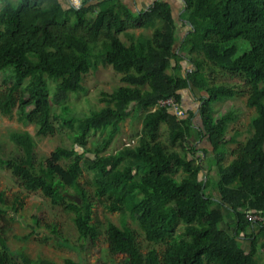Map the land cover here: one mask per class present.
Returning a JSON list of instances; mask_svg holds the SVG:
<instances>
[{
    "label": "trees",
    "instance_id": "obj_1",
    "mask_svg": "<svg viewBox=\"0 0 264 264\" xmlns=\"http://www.w3.org/2000/svg\"><path fill=\"white\" fill-rule=\"evenodd\" d=\"M184 2L179 18L191 26L180 36L165 0L139 10L126 0H81L80 7L69 0H0V72L11 76L0 89L1 113L16 109L19 121L34 125L39 136L55 134L57 121L73 130V145L56 146L45 161L36 158L35 135L12 131L18 150L0 157V166L22 189L40 190L72 213L80 242L94 247L104 234L109 255L124 256L119 264H259L264 247V0ZM239 49L244 52L237 56ZM185 59L190 70L182 65ZM98 65L110 66L124 84L101 91L100 108L70 117L71 95L86 92L84 76ZM219 75L238 76L244 85L217 82ZM194 89L204 93L197 110L188 108L182 95ZM244 95L255 115L248 137L239 141L242 133L229 131L236 110L219 113L212 104ZM135 118L142 120L139 136L107 153L121 124ZM163 128L167 141L160 137ZM98 131L106 134L88 148L87 136ZM203 139L211 149L202 146ZM230 143L238 146L230 149ZM228 155L233 159L226 164ZM84 171L88 177L82 180ZM23 202L19 191L10 200L0 190V221ZM97 202L108 211L131 214L152 247L144 251L128 222L95 217ZM228 214L234 219L232 231L223 227ZM34 221L40 228V218ZM45 226L60 246L77 249L56 223ZM36 231L20 239L28 241ZM9 232V226L0 231V264H58L33 259L24 247L11 250ZM43 236L41 243L53 238ZM242 237L249 238L248 249ZM64 264L84 263L66 258Z\"/></svg>",
    "mask_w": 264,
    "mask_h": 264
},
{
    "label": "rangeland",
    "instance_id": "obj_2",
    "mask_svg": "<svg viewBox=\"0 0 264 264\" xmlns=\"http://www.w3.org/2000/svg\"><path fill=\"white\" fill-rule=\"evenodd\" d=\"M172 5L173 15L177 20L179 34L182 36L184 34L186 26L182 24L179 18L180 12L184 8V2L182 0H168ZM127 2L133 3L136 6L137 0H127ZM154 0H148L145 4H151ZM187 27L188 24H187ZM189 29V28H188ZM140 32L150 34L152 28H133ZM139 32V33H140ZM238 45H243L246 49H250L247 42L243 40L237 41ZM244 50H240L237 56L241 55ZM4 80L9 83L11 81L10 72H0V89L6 87ZM217 82H231L237 85H244V82L238 76L224 75L217 77ZM86 87V92L80 93L78 95H71L69 99V105L71 107L70 117L82 118L89 111L96 110L103 106V103L99 101V93L110 92L116 86L124 84L120 82V75L115 73L110 66L98 65L96 69H91L85 76L83 81ZM194 96V100L191 97L187 99V107L197 110L200 105L199 98L203 92H199L194 89V93H190ZM197 94V96H196ZM247 96H240L232 100L214 102L212 107L216 108V112H227L232 108L236 110L237 120L230 126V133L238 130L242 133L239 137V141H244L249 135L250 121L255 115L254 108H248L246 105ZM55 111L59 112L57 106H54ZM61 122V120H59ZM141 118L127 119L126 122L121 124L120 133L115 137L113 143L107 149V153H111L119 147L124 146V142L139 136L141 133ZM76 124V123H75ZM57 130L53 135L39 136L36 135L35 127L31 124H23L19 121L17 116V111L14 109L11 115H4L0 111V157L7 158L14 155L18 148L15 143L10 139V132L27 130L32 135H35L37 146L35 148L36 158L39 161H45V159L50 155L54 148L58 145H63L66 147H71L73 145L72 139L69 135L72 134L73 130L67 126H60L59 122H56ZM166 128V127H165ZM165 128L161 130L160 137L167 141V131ZM106 134L95 132L87 136V147L93 149L98 145L102 137ZM202 142V146L210 148V142L207 139ZM208 145V146H207ZM237 143H230L229 148H236ZM232 156L228 155L226 159V164L232 160ZM88 177V173L84 171L82 180ZM92 192L93 189L88 187ZM0 190H4L6 197L12 199L16 192H20L23 197V204L17 212H12L14 219H11V215L7 216L6 221H0V231L3 226L10 228L8 234V245L11 250L16 251L19 247H24L25 252H27L33 259L38 257L48 258L55 261L58 264H64L66 258H71L76 262H83L84 264H119L121 259L124 258L123 255H116L111 257L107 251V243L105 241L104 234H101L94 247H89L87 243L80 242L78 239V233L74 226L72 220V213L66 212L60 205H53L48 197H46L40 190L38 191H28L19 187L13 174L6 168L0 166ZM95 217H99L101 220L108 218L118 225L123 224V222H128L133 227H135L139 233L140 242L147 251L149 247H152L151 243L147 241L146 235L141 228L139 222L134 219L131 214L123 215L118 211H108L98 202L93 207ZM40 218L41 227L37 228V223L34 220ZM232 217L228 214V220L231 221ZM46 223H56L62 232L63 236L69 239L71 245L77 246V249H71L69 247L60 246L58 244L59 237L57 235H52V233L46 229ZM223 227H227V222L223 223ZM36 229L28 241H22L20 239L22 234L28 233ZM47 233L53 238H50L48 242L41 243L38 239H42L43 234ZM263 238V237H261ZM157 248L162 251L165 249L164 246L158 245ZM18 264H21L18 262Z\"/></svg>",
    "mask_w": 264,
    "mask_h": 264
},
{
    "label": "crops",
    "instance_id": "obj_3",
    "mask_svg": "<svg viewBox=\"0 0 264 264\" xmlns=\"http://www.w3.org/2000/svg\"><path fill=\"white\" fill-rule=\"evenodd\" d=\"M127 1V0H126ZM148 0H137V3H136V6H134L133 5V3H131V2H128V4L134 9V10H139V9H142V8H147V7H149V6H151V5H153V3L154 2H152L151 4H145L146 2H147ZM155 1V0H154ZM165 1H167V2H169L168 0H165ZM170 3V2H169ZM185 4V3H184ZM170 5H171V3H170ZM171 8H172V5H171ZM176 19V18H175ZM182 21V20H181ZM178 24V23H177ZM182 24H184V22L182 21ZM185 26H186V28H185V31H184V34H186L187 32H188V28H190V24H188V26L189 27H187V24H184ZM140 32V30L139 31H137V33H139ZM141 33V32H140ZM182 65L184 66V69H188V70H190L191 69V64L189 63V61L188 60H184L183 62H182ZM182 95H183V100H184V103H187V99L189 98V97H191L192 98V100H194V96L195 95H191L190 94V91L189 92H186V91H183V93H182ZM196 96H197V94H196ZM227 220H228V218H227ZM233 218L231 219V221L230 222H233ZM227 222V229H229V230H231L230 229V223H229V221H226ZM232 231V230H231ZM241 241H242V246H243V248H246V249H248V246H250V241H249V238H245V237H242L241 238ZM262 241H264V236H263V238H262ZM259 264H264V247L263 248H261V249H259Z\"/></svg>",
    "mask_w": 264,
    "mask_h": 264
},
{
    "label": "built area",
    "instance_id": "obj_4",
    "mask_svg": "<svg viewBox=\"0 0 264 264\" xmlns=\"http://www.w3.org/2000/svg\"><path fill=\"white\" fill-rule=\"evenodd\" d=\"M70 4H72V5H74V6H80V4H81V0H70ZM173 102V100H169L168 101V103H170V102ZM174 103V102H173ZM175 110L179 113V114H182V112H180V111H178V106H175ZM177 113V114H178Z\"/></svg>",
    "mask_w": 264,
    "mask_h": 264
},
{
    "label": "clouds",
    "instance_id": "obj_5",
    "mask_svg": "<svg viewBox=\"0 0 264 264\" xmlns=\"http://www.w3.org/2000/svg\"><path fill=\"white\" fill-rule=\"evenodd\" d=\"M70 1V0H69ZM183 2H184V0H182ZM185 3V2H184ZM82 4V3H81ZM81 4H80V6H81ZM80 6H78V7H80ZM185 6V5H184ZM172 13H173V10H172ZM181 13V12H180ZM174 16V15H173ZM179 17H180V14H179ZM175 18V17H174Z\"/></svg>",
    "mask_w": 264,
    "mask_h": 264
}]
</instances>
